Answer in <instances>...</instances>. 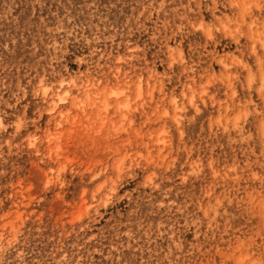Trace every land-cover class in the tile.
<instances>
[{"label": "rangeland", "instance_id": "obj_1", "mask_svg": "<svg viewBox=\"0 0 264 264\" xmlns=\"http://www.w3.org/2000/svg\"><path fill=\"white\" fill-rule=\"evenodd\" d=\"M262 89L264 0H0V264H264Z\"/></svg>", "mask_w": 264, "mask_h": 264}, {"label": "bare ground", "instance_id": "obj_2", "mask_svg": "<svg viewBox=\"0 0 264 264\" xmlns=\"http://www.w3.org/2000/svg\"><path fill=\"white\" fill-rule=\"evenodd\" d=\"M115 89H116V88H115ZM48 91H49V89H48ZM48 91H46V94H47ZM117 94H118V93H117ZM117 94H116V95H117ZM64 100H65V99H61V98H60V99H59V102H63ZM50 103H51V102H50ZM57 104H58V102L55 104V106H57ZM51 109H52V108H50V110H51Z\"/></svg>", "mask_w": 264, "mask_h": 264}, {"label": "snow or ice", "instance_id": "obj_3", "mask_svg": "<svg viewBox=\"0 0 264 264\" xmlns=\"http://www.w3.org/2000/svg\"><path fill=\"white\" fill-rule=\"evenodd\" d=\"M262 91H264V89H262Z\"/></svg>", "mask_w": 264, "mask_h": 264}]
</instances>
